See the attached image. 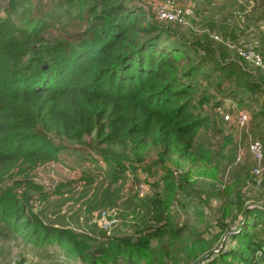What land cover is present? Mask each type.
<instances>
[{
    "label": "trees",
    "instance_id": "trees-1",
    "mask_svg": "<svg viewBox=\"0 0 264 264\" xmlns=\"http://www.w3.org/2000/svg\"><path fill=\"white\" fill-rule=\"evenodd\" d=\"M62 1L64 8L75 9L74 16L63 10L69 22L64 14L46 13L18 24L11 15L23 6L22 0H7L0 7V223L23 240L55 245L83 264H140L142 259L163 264L179 252L171 242L189 234L171 216L164 218L165 223L108 236L93 246L95 239L88 234L47 222L34 212L33 196L47 197L31 172L57 162L61 147L54 139L83 144L94 136L96 151L120 149L121 155L109 161L115 180L135 169L133 160L143 165L144 154L154 148L161 164L175 158L177 167L188 165V171L177 177L168 171L162 185L165 204L161 191L145 203L168 210L167 203L186 196L183 182L188 180L189 166L198 164L201 131L210 130L212 114L219 107L198 81L201 76L211 79L212 72L204 67L213 62L202 58L186 37L149 22L133 0ZM221 2L212 9L213 15L228 9L235 13L234 0ZM257 5L255 1L252 7ZM256 10V20H264V9ZM77 23H85L82 30H74ZM211 25L213 31L216 26ZM201 44L208 48V41ZM127 158L131 164L123 161ZM87 175L82 180L92 184L94 175ZM140 185L145 191L147 187L143 198L138 197ZM148 191V184L140 183L136 197L144 199ZM215 191L223 195L219 186ZM241 214L239 230L229 232L223 248L196 264L264 262V243L259 239L264 234V205L246 207ZM228 225L219 223L217 228L223 232Z\"/></svg>",
    "mask_w": 264,
    "mask_h": 264
},
{
    "label": "rangeland",
    "instance_id": "rangeland-1",
    "mask_svg": "<svg viewBox=\"0 0 264 264\" xmlns=\"http://www.w3.org/2000/svg\"><path fill=\"white\" fill-rule=\"evenodd\" d=\"M6 1L0 0V7ZM221 1L133 0L144 10L149 22H157L164 30L186 37L194 48L200 50L202 58L206 57L207 61L213 62V65L209 63L204 67L205 71L208 69L212 72L211 79L201 76L198 81L212 95V103H219V107L212 114L210 130L201 131V142L198 144L202 152L198 164L196 167L189 166V181L183 182L187 189L184 193L186 196L180 195L177 201L167 203L168 210L156 205H145L156 191H161L160 197L165 204L167 199L162 191V185L165 184L163 180L169 172L177 177L181 171H188V165L177 167L175 158L161 164L154 148L144 154L146 162L143 165L133 160L137 168L134 165L135 169H130L125 177L115 180L112 178V162L109 161L121 155L120 149L99 148L96 151L94 136L87 137L83 144L54 139L61 147L57 162L39 166L31 172L32 180L41 188L44 198L47 197L40 200L36 194L33 196L30 204L34 212L43 216L47 222L88 234L95 239L93 246L104 243L108 236L129 234L150 225L165 223L164 218L171 216L176 226L189 231V234L171 242V245H177L179 252L172 259L164 260L163 264H196L210 252H219L229 232L233 234L239 230L243 222L242 209L264 205V176L260 185H256L248 150L251 138L264 139V37H260L264 34V20H256L259 16L256 9H264V0H234L235 13L228 9L223 15L215 16L211 11L221 6ZM255 1L262 5L254 9L252 6ZM22 5L11 15L18 24L34 21L42 14L46 16V13L64 14L68 22L70 18L65 13L76 15L72 5L64 8L62 0H22ZM157 7H164L170 12L179 9L183 20L160 21L154 14V8ZM229 15L232 16L229 18ZM211 23L216 26L213 31ZM84 26L85 23H77L74 30L80 31ZM58 28L64 30L63 27ZM206 30H209L207 34ZM222 34L226 36L222 37ZM203 35L206 36L203 38ZM205 41L209 43L208 48L199 47ZM245 45H252L255 51L261 49V55L256 51L260 56L263 55L261 66L239 56L238 49ZM220 67L224 69L217 70ZM208 111L211 112V109ZM238 111L249 117L243 129L223 119L225 114L234 116ZM238 153L241 156L240 162L235 160ZM101 154L103 158L98 159ZM104 156H108V159ZM123 161L132 162L128 158ZM89 173L94 175L92 184L82 180ZM140 183L148 184L149 187L144 199L136 197V187ZM217 186L223 192L222 196L216 193ZM102 211L113 214L117 219L108 231L98 224ZM219 223L229 224L224 233L220 227L217 228ZM259 239L264 243L263 233ZM185 251L188 253L187 258L183 256ZM257 251L255 255L260 259L261 255ZM149 263V259H142L140 264ZM0 264L83 263L68 257L55 245H40L23 240L13 234L8 225L0 223Z\"/></svg>",
    "mask_w": 264,
    "mask_h": 264
},
{
    "label": "built area",
    "instance_id": "built-area-1",
    "mask_svg": "<svg viewBox=\"0 0 264 264\" xmlns=\"http://www.w3.org/2000/svg\"><path fill=\"white\" fill-rule=\"evenodd\" d=\"M154 14L155 17L158 20H166V21H182V12L179 9H176L174 12L168 11L164 7H157L154 8ZM148 19V18H147ZM149 20V19H148ZM239 56L246 60L251 61L257 66L262 65V59L261 56L255 51V48L252 45H245L244 47L238 49ZM223 119L225 121L231 122L235 127L239 129H243L247 126L249 117L246 113L242 111H238L234 114V116H231L230 114H225ZM249 154L253 162V168H252V175L254 177V181L256 185H260L262 182L263 176H264V142L258 138H251L248 146ZM236 162H240L241 156L240 153L236 156ZM138 197L143 198L145 195V188L143 185H140L137 188ZM117 222V219L114 217V215L102 211L100 213L98 224L99 227L108 231L110 230Z\"/></svg>",
    "mask_w": 264,
    "mask_h": 264
}]
</instances>
